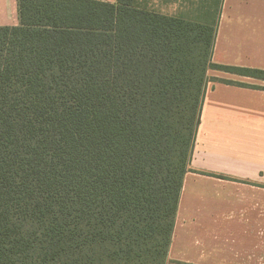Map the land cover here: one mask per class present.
<instances>
[{
    "label": "trees",
    "instance_id": "16d2710c",
    "mask_svg": "<svg viewBox=\"0 0 264 264\" xmlns=\"http://www.w3.org/2000/svg\"><path fill=\"white\" fill-rule=\"evenodd\" d=\"M223 0H19L0 27V264H168ZM180 264V263H177Z\"/></svg>",
    "mask_w": 264,
    "mask_h": 264
},
{
    "label": "crops",
    "instance_id": "0c3cea01",
    "mask_svg": "<svg viewBox=\"0 0 264 264\" xmlns=\"http://www.w3.org/2000/svg\"><path fill=\"white\" fill-rule=\"evenodd\" d=\"M202 1L185 8L152 0V9L201 21ZM218 21L213 62L264 71V0H223ZM20 24L19 0H0V27ZM208 75L264 87L256 78ZM191 168L168 264H264V90L210 82Z\"/></svg>",
    "mask_w": 264,
    "mask_h": 264
},
{
    "label": "rangeland",
    "instance_id": "374dc122",
    "mask_svg": "<svg viewBox=\"0 0 264 264\" xmlns=\"http://www.w3.org/2000/svg\"><path fill=\"white\" fill-rule=\"evenodd\" d=\"M161 4V3H160ZM179 5H182L183 7L185 8H188V4H186V0H180V3ZM150 6L152 7V0H150ZM165 7V5H160L159 7H157V10L159 11H163V12H169L170 11V8H167ZM210 84V83H209ZM209 86V85H208ZM208 91V90H207ZM207 94V93H206ZM205 100H206V97H205ZM205 102V101H204ZM204 106V105H203Z\"/></svg>",
    "mask_w": 264,
    "mask_h": 264
}]
</instances>
